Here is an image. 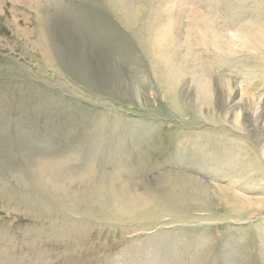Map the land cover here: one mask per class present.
<instances>
[{
	"label": "rangeland",
	"instance_id": "rangeland-1",
	"mask_svg": "<svg viewBox=\"0 0 264 264\" xmlns=\"http://www.w3.org/2000/svg\"><path fill=\"white\" fill-rule=\"evenodd\" d=\"M0 264H264V0H0Z\"/></svg>",
	"mask_w": 264,
	"mask_h": 264
}]
</instances>
